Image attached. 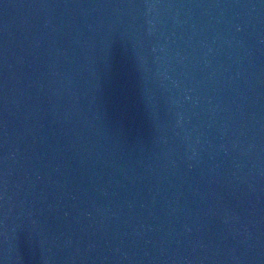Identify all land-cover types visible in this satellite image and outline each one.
<instances>
[{
	"label": "water",
	"instance_id": "obj_1",
	"mask_svg": "<svg viewBox=\"0 0 264 264\" xmlns=\"http://www.w3.org/2000/svg\"><path fill=\"white\" fill-rule=\"evenodd\" d=\"M0 264H264V0H0Z\"/></svg>",
	"mask_w": 264,
	"mask_h": 264
}]
</instances>
